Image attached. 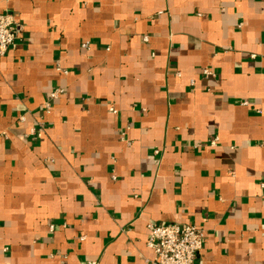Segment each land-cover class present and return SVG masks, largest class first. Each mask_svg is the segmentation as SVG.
<instances>
[{"label": "crops", "instance_id": "crops-1", "mask_svg": "<svg viewBox=\"0 0 264 264\" xmlns=\"http://www.w3.org/2000/svg\"><path fill=\"white\" fill-rule=\"evenodd\" d=\"M5 13L0 264H151L148 222L200 228L196 264H264V0Z\"/></svg>", "mask_w": 264, "mask_h": 264}, {"label": "built area", "instance_id": "built-area-1", "mask_svg": "<svg viewBox=\"0 0 264 264\" xmlns=\"http://www.w3.org/2000/svg\"><path fill=\"white\" fill-rule=\"evenodd\" d=\"M23 31L24 25L14 16L7 13L0 14V58L5 57L8 51L16 46ZM144 41L147 42L148 38ZM83 47L89 48V45L84 44ZM205 75L210 76L212 73L205 71ZM62 93L63 90L52 92L51 100L57 99ZM45 108L49 113L51 101L46 103ZM111 111L117 113L114 108H111ZM147 228L150 233L147 246L154 253L151 264H196L205 241L203 231L196 225L148 222Z\"/></svg>", "mask_w": 264, "mask_h": 264}]
</instances>
